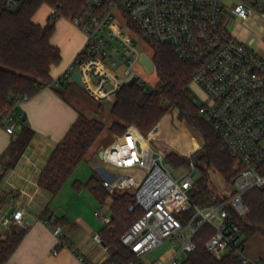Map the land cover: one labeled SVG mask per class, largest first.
Listing matches in <instances>:
<instances>
[{"label":"built area","instance_id":"1","mask_svg":"<svg viewBox=\"0 0 264 264\" xmlns=\"http://www.w3.org/2000/svg\"><path fill=\"white\" fill-rule=\"evenodd\" d=\"M20 1L1 0V8L15 9ZM69 19L85 34V44L70 65L42 87L76 81L73 75L78 72L93 99L109 101L133 77L144 84L135 70L138 63L143 65V51L133 36L138 31L147 41L170 45L183 61L195 66L193 83L207 97L199 114L218 133L234 162L236 176L226 191L214 190L207 202L199 204L190 195L196 163L190 160L185 172L175 177L168 152L156 149L153 136L135 125L103 148L101 158L116 170L145 171L139 179L101 172V183L110 192L133 189L136 201L129 210L139 206L143 211L121 235L135 255L126 264H147L144 257L165 241L177 246L176 252L148 264H184L196 248L195 235L207 224L214 233L205 247L216 258L233 254L240 264H264L247 257L239 222L249 212L244 195L264 186V56L229 27L231 21H264V0H87ZM29 98L18 97L13 106ZM0 127L15 132L10 107L1 114ZM25 213L26 208L19 206L3 219L9 232L29 228ZM95 215L110 225L109 214L97 210ZM44 221L51 224L49 218ZM51 227L55 235L60 233L61 226ZM94 239L103 241L100 232ZM60 244L71 246L65 238ZM75 254L81 264H95L84 254Z\"/></svg>","mask_w":264,"mask_h":264},{"label":"trees","instance_id":"2","mask_svg":"<svg viewBox=\"0 0 264 264\" xmlns=\"http://www.w3.org/2000/svg\"><path fill=\"white\" fill-rule=\"evenodd\" d=\"M87 0H21L15 9L1 8L0 0V116L18 97L33 96L46 82L51 80L53 65L61 60V50L51 42L55 32L56 19L71 18L77 15ZM43 5L52 8L46 23L35 21V15ZM136 28L135 25L131 24ZM153 50V62L159 77L156 87L136 82L125 84L116 93L110 107L114 118L107 126L98 118L80 113L71 125L65 137L56 146L40 178L39 185L53 197L65 186L79 166L88 161L93 148L102 133L121 135L129 125H135L144 134L149 135L167 115L177 108L180 115L188 118L197 126L203 136V146L198 149L197 169L199 177L191 191V198L200 201L208 198L215 190L210 173L213 169L222 175L227 183L236 176L233 159L223 147V141L212 126L199 116V107L193 100L191 84L195 66L183 61L174 49L165 43L147 41ZM10 145L15 165L19 157L32 140L33 128L22 125L14 132ZM167 161L174 167H188L190 161L176 152L167 153ZM73 186L79 189L87 187L101 205L109 206L111 223L104 226L100 233L103 242L113 248L110 258L103 264H126L135 258L128 246L122 243L121 235L142 215V208L135 204L133 189H119L110 192L95 176L86 182L75 180ZM248 207L245 220H240L245 242L257 234L264 236V186L248 191L244 197ZM48 212V210H47ZM56 218L52 224L60 223ZM26 230H14L4 241H0V263H6L18 248ZM211 225L203 226L195 235L196 248L184 264H240L233 254L218 259L205 247L206 241L213 235Z\"/></svg>","mask_w":264,"mask_h":264},{"label":"crops","instance_id":"3","mask_svg":"<svg viewBox=\"0 0 264 264\" xmlns=\"http://www.w3.org/2000/svg\"><path fill=\"white\" fill-rule=\"evenodd\" d=\"M47 8L49 11L44 12L46 18H42V13L39 16L36 14V22L46 23L52 12L51 7ZM64 18L67 21L65 33L56 24L51 37V42L61 50V60L53 65L51 80L70 65L86 41L85 34L69 18ZM77 84L80 83L68 81L60 87L46 85L29 99L13 106L11 117L15 123V132H19L22 125L35 131L27 148L13 166H9V163L12 160L10 145L14 134L0 127V241L13 233L5 227L3 219L17 207L26 208L25 219L29 225L18 248L3 264H81L75 251L84 254L95 264H103L113 252L112 247L94 239V234L105 226L95 211L109 214V206L101 205L87 187L77 189L73 186L75 180L86 182L85 179L70 181V178L55 197L39 185V178L52 153L80 113L107 122L108 126L114 120L111 114L106 118L107 113L102 108L95 107L80 95L78 87L91 97L82 85ZM108 102L110 113L113 100ZM165 117L158 127L167 124ZM153 136L163 139L159 132ZM202 144L203 141L196 142L193 149H199ZM100 153L101 150L98 151L99 156ZM94 163L100 175L107 167L116 170L108 163L103 166H99L101 164L98 161ZM45 218L50 219V225L45 223ZM56 218L61 220L56 224L61 226L58 235L54 234L51 227ZM60 238H65L71 246L60 244ZM245 253L252 262L264 260V236L257 234L250 238L246 242Z\"/></svg>","mask_w":264,"mask_h":264},{"label":"rangeland","instance_id":"4","mask_svg":"<svg viewBox=\"0 0 264 264\" xmlns=\"http://www.w3.org/2000/svg\"><path fill=\"white\" fill-rule=\"evenodd\" d=\"M47 5H43L39 11L37 12V15H41L42 18H46L45 11L48 10ZM49 11V10H48ZM47 12V11H46ZM66 19L61 16L58 19H56V24L58 29H62V31H66L67 27ZM66 24V25H65ZM229 27L231 30H235L238 35L242 37L247 43H249L252 47L259 50V52L264 56V21H246V22H233L231 21L229 23ZM65 33V32H64ZM134 40L138 48L147 53L150 57L153 56V50L150 46V44L147 42V40L140 34L138 31L134 32ZM135 70L137 71L140 79L144 82L145 85L149 87H156L159 82V77L157 75L156 70L149 72L145 69V67L138 63L135 66ZM81 86V84H77ZM78 93L84 97L95 107L102 108L107 113L106 118L110 113L108 112V107L110 102L108 101H97L89 97L87 94H85L84 90L78 87ZM191 92L193 94V100L195 104L200 108L201 105H203L206 102V94L202 87L196 83L191 84ZM200 116V114H199ZM201 117V116H200ZM166 125L160 124V126L157 127L149 134L151 136L154 135L156 132L159 136H163V139H158L157 137L153 136L152 144L153 146L162 151L163 153H170V152H176L182 157H185L186 159L193 160L196 165L198 163V156L199 152L198 149H193L196 142L203 141V136L198 129L197 126L190 123L188 118L184 115H180V111L177 108L171 109L166 117ZM105 124L107 122H104ZM108 126V124H106ZM118 136V134H115L113 132H110L108 129H106L95 147L93 148V151L91 153V156L88 161L83 162L75 174L71 177L70 181H73L74 179H85L86 181L90 178V176H96L98 178L101 177L100 172L96 170L95 163L96 161L100 162L99 166H103L106 162L99 156L98 151L102 150L103 148L110 145ZM165 140V141H164ZM173 149V150H171ZM174 170V176L179 177L182 175L185 170L184 167H175ZM106 170L112 172L114 175L121 172L125 175L132 176L136 179H139V177H142L144 174V170L141 169V171H124V170H115L112 168H105ZM212 181H213V187L218 192H224L226 191V188L228 186L227 180L220 174L216 173L213 169H210ZM199 177V171H197L195 175V179ZM196 203L200 204V200L198 198L194 199ZM204 201H206L204 199ZM207 202V201H206ZM177 250V246H174L171 242L165 241L163 244L158 246L153 251L149 252L145 257V261L147 263L152 262L155 259H162L167 260L171 255H173Z\"/></svg>","mask_w":264,"mask_h":264},{"label":"water","instance_id":"5","mask_svg":"<svg viewBox=\"0 0 264 264\" xmlns=\"http://www.w3.org/2000/svg\"><path fill=\"white\" fill-rule=\"evenodd\" d=\"M141 62L143 63V65L145 66V68L149 71L152 72L154 71V62L152 60L151 57H149V55H147V53L142 52L141 54ZM73 78L78 82V83H82L81 78L79 76V73L76 72L73 75ZM136 82V77H133L129 82L128 85H133ZM100 156H102V154L100 153ZM167 167L169 168V170H172V167L170 165H167Z\"/></svg>","mask_w":264,"mask_h":264}]
</instances>
